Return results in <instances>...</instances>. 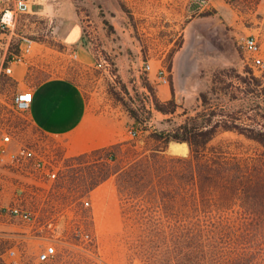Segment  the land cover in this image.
Instances as JSON below:
<instances>
[{
    "label": "rangeland",
    "instance_id": "obj_1",
    "mask_svg": "<svg viewBox=\"0 0 264 264\" xmlns=\"http://www.w3.org/2000/svg\"><path fill=\"white\" fill-rule=\"evenodd\" d=\"M244 2L225 0V15L210 16L206 9L188 13L178 21L156 16V26L150 31L144 24L146 17L132 14L121 0H38L32 12L21 14L11 30L0 34V42L19 53L22 38H31V50L26 56L37 53L41 59L38 65L52 56L58 64L45 71L31 65V84L42 76H71L103 104L119 105L125 110L128 128L137 130L133 140L140 146L151 131L181 122L185 116L178 114L183 109L189 114L203 110L202 92L208 96L207 105L211 102L231 115L241 110L237 116L243 122L264 129L260 115L264 112V94L252 78L260 79L264 85V67L253 68L238 43L240 36L255 34L264 50V24L260 29L251 28L254 17L244 13ZM119 5L123 7L121 15L116 9ZM257 17L264 22V12ZM189 18H194L195 30L184 49L178 51L183 42L182 27ZM75 21L83 26L89 53L95 60L91 64L75 57L63 43V32ZM146 61L152 66L150 70L144 68ZM160 66L167 70L166 83L158 77ZM12 87L13 83L2 75L0 137L3 131L10 130L14 147L23 143L53 151L61 170L54 181L12 178L5 182V176H0L7 188L0 190V204L18 203L34 213L33 220L26 221L11 212H0V259L5 264H35L44 245L52 243L56 254L46 264H144L131 256L116 177L90 189V174L97 157L66 155L57 141L31 125L27 112L15 107ZM171 91L179 104L174 115L157 110L153 102V96L169 100ZM128 107L136 111L138 121L130 116ZM131 138L128 134L126 140ZM220 139L240 140L243 150L249 153L263 150L255 141L231 131L219 133L213 142ZM172 142L167 147L168 154H188L189 150L175 152Z\"/></svg>",
    "mask_w": 264,
    "mask_h": 264
},
{
    "label": "trees",
    "instance_id": "obj_2",
    "mask_svg": "<svg viewBox=\"0 0 264 264\" xmlns=\"http://www.w3.org/2000/svg\"><path fill=\"white\" fill-rule=\"evenodd\" d=\"M252 78L264 94L262 81ZM200 97L203 110L183 109L181 122L151 131L141 146L134 137L73 157H97L90 189L116 177L132 258L144 264H264V129L243 122L241 110L231 115L207 105L206 93ZM153 102L164 114L179 107L173 97L153 96ZM224 131L263 150L246 152L240 140L213 142ZM172 141L186 142L188 154H168Z\"/></svg>",
    "mask_w": 264,
    "mask_h": 264
},
{
    "label": "crops",
    "instance_id": "obj_3",
    "mask_svg": "<svg viewBox=\"0 0 264 264\" xmlns=\"http://www.w3.org/2000/svg\"><path fill=\"white\" fill-rule=\"evenodd\" d=\"M121 1L132 14L146 17L144 24L150 31L156 26L153 20L156 16H167V19L170 16L178 21L189 13V0ZM244 4V13L254 17V24L251 28L260 29L264 22L262 17L257 16L264 12V0H258L257 2L255 0H245ZM224 5L225 0H212L209 8L210 16L214 14L225 15L226 8ZM116 9L118 14L123 13L121 5L116 6ZM194 30V18H189L182 27V31H184L183 42L178 51L184 49L189 36H192ZM62 35L67 50L72 49L77 52V55L84 59L86 63L91 64L95 61L93 55L89 53V46L83 36V26L80 22H72ZM16 54L0 42V77L6 75L9 81L13 83L12 95L22 90L32 92V101L27 111L31 125L47 138L57 141L66 155H79L127 139L128 129L130 128H128L129 116L119 105L103 104L94 95V92L89 94L80 82L67 74L42 76L36 83L31 84L29 79L33 75V70H30V66L38 65V61L41 60L39 59L40 56L33 53L26 56L23 61L17 62L13 61ZM260 55L264 60L262 41ZM5 61L12 68L10 74L2 72ZM56 65L58 64L54 58L48 56L46 62H42L38 66L42 71H45ZM173 68L172 66V72ZM154 69H157L156 65ZM172 95L173 92L171 91L169 97H172ZM166 97L168 98V96ZM12 147L14 146L12 145ZM1 175L5 176V182L11 181L12 178L15 180L25 178L21 172L4 165H0ZM4 188L5 184L3 191L7 189Z\"/></svg>",
    "mask_w": 264,
    "mask_h": 264
},
{
    "label": "built area",
    "instance_id": "obj_4",
    "mask_svg": "<svg viewBox=\"0 0 264 264\" xmlns=\"http://www.w3.org/2000/svg\"><path fill=\"white\" fill-rule=\"evenodd\" d=\"M38 0H0V34L6 30H11L23 13L32 12L35 3ZM212 0H189V13L198 14L210 8ZM1 40V35H0ZM21 51L13 57V61L21 62L25 59L26 54L30 52L33 40L27 36L22 38ZM239 46L246 54L249 64L255 68L264 67V60L261 54V41L255 34H245L238 39ZM77 57V52L73 51ZM144 68L150 70L149 61L144 63ZM2 72L10 74L12 68L9 64L2 67ZM158 77L163 82H168L167 70L164 66L158 69ZM32 101V92L22 90L15 94L14 105L20 112H27ZM129 135L134 138L137 136V130L128 129ZM14 134L10 131H3L0 137V165L16 169L29 181L39 182V180L54 181L58 178L61 166L54 159L56 154L53 151L42 150L41 147L19 143L12 147ZM48 146V145H47ZM0 177V190L4 184ZM89 204L88 201H85ZM0 212H11L23 220L30 221L34 218V213L27 207L18 203L0 204ZM56 254L54 244L47 243L44 248L37 254L35 264H46Z\"/></svg>",
    "mask_w": 264,
    "mask_h": 264
},
{
    "label": "bare ground",
    "instance_id": "obj_5",
    "mask_svg": "<svg viewBox=\"0 0 264 264\" xmlns=\"http://www.w3.org/2000/svg\"><path fill=\"white\" fill-rule=\"evenodd\" d=\"M170 146L172 147V149L175 151V152H178V153H185L187 152L188 150V146L185 142H176V141H173Z\"/></svg>",
    "mask_w": 264,
    "mask_h": 264
}]
</instances>
